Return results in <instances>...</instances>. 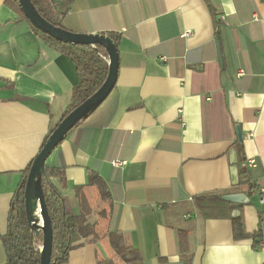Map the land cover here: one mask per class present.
I'll list each match as a JSON object with an SVG mask.
<instances>
[{
	"label": "crops",
	"instance_id": "obj_1",
	"mask_svg": "<svg viewBox=\"0 0 264 264\" xmlns=\"http://www.w3.org/2000/svg\"><path fill=\"white\" fill-rule=\"evenodd\" d=\"M59 20L120 37L115 89L47 160L79 222L66 264H262L264 0H75ZM79 82L71 58L0 0V264L25 172Z\"/></svg>",
	"mask_w": 264,
	"mask_h": 264
},
{
	"label": "trees",
	"instance_id": "obj_2",
	"mask_svg": "<svg viewBox=\"0 0 264 264\" xmlns=\"http://www.w3.org/2000/svg\"><path fill=\"white\" fill-rule=\"evenodd\" d=\"M31 1L35 5L38 12L47 21L62 28L64 27L61 24L59 17L66 16L75 2V0ZM7 3L17 10L20 17L26 20L34 31H36L51 48L60 53L66 54L76 65L80 82L74 89L72 103L65 113L63 117L64 119L74 109L89 99L103 85L109 71L108 53L101 46H80L60 42L36 29L25 17L17 0H7ZM109 37L114 41L119 49L120 37L115 34H112ZM54 129L50 132L52 133ZM236 150L238 159L243 161L245 157L241 144L237 145ZM33 162L25 172L26 178L31 170ZM245 170L246 169H242L241 173L243 174ZM45 173V176L42 178V185L46 206L53 228L52 262L55 264H66L70 251L73 248L72 238L76 233H78L79 222L78 219L74 215L70 214L66 209V203L59 187V185L63 186L65 184L63 173L60 170L48 167L47 162ZM239 186L249 193L256 189L250 180L240 182ZM24 191L25 185L19 189L18 198L14 201L10 213V231L4 241L8 254L7 264H40L41 261L43 233L40 232L39 234H36L29 226L25 211ZM207 200H209V195L196 198L198 205L201 207L203 206V202ZM217 202H219L220 205L227 204V201L224 199L222 194H219V197H217ZM232 221L236 238L241 239L248 237L245 232L242 216L236 218L234 217ZM122 255L123 258L133 256L135 260H138L135 252H128L125 250L122 252Z\"/></svg>",
	"mask_w": 264,
	"mask_h": 264
},
{
	"label": "water",
	"instance_id": "obj_3",
	"mask_svg": "<svg viewBox=\"0 0 264 264\" xmlns=\"http://www.w3.org/2000/svg\"><path fill=\"white\" fill-rule=\"evenodd\" d=\"M17 1L25 17L42 33L67 44L101 46L108 53L109 71L105 82L97 92L74 109L57 125L54 131L49 135L40 153L35 158L27 178L21 185V187L25 185V211L29 226L36 234L40 232L43 233L40 264H55L52 262L53 228L42 185V178L46 174V162L68 134L92 115L108 99L115 89L119 73V49L109 36L100 34H79L62 27H57L47 21L38 12L31 0ZM236 131L239 141H242V133L239 125L236 126ZM17 198L18 193L15 200ZM225 199L230 202L239 200L237 196H228L225 197Z\"/></svg>",
	"mask_w": 264,
	"mask_h": 264
},
{
	"label": "built area",
	"instance_id": "obj_4",
	"mask_svg": "<svg viewBox=\"0 0 264 264\" xmlns=\"http://www.w3.org/2000/svg\"><path fill=\"white\" fill-rule=\"evenodd\" d=\"M255 19H257V17H255ZM189 34H190V33L187 32L185 36H188ZM162 59H163L164 61L166 60V58H162ZM240 73H243V72H240ZM112 165H113L114 167H119V166L126 165V162H120V161L115 160V161L112 162ZM246 166H247V165H246ZM255 166H256V161H255L254 159L249 160V162H248V167H255ZM261 203L264 204V192H263V194H262ZM256 247H257V249H259V250L264 249V241H263L262 238H258V240H257V242H256ZM262 264H264V262H263Z\"/></svg>",
	"mask_w": 264,
	"mask_h": 264
}]
</instances>
